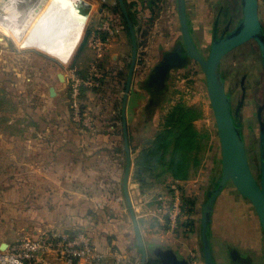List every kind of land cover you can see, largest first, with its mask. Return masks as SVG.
Masks as SVG:
<instances>
[{
    "label": "rangeland",
    "instance_id": "1",
    "mask_svg": "<svg viewBox=\"0 0 264 264\" xmlns=\"http://www.w3.org/2000/svg\"><path fill=\"white\" fill-rule=\"evenodd\" d=\"M15 1L17 9L21 6L29 10L33 6V2L30 3L32 0ZM81 1L88 2L93 9L89 12L82 37L68 57H62L37 46L19 45L0 26V135L3 133L20 134L23 131L21 125L24 121L34 122L35 114L38 116L35 112L34 90H42L45 98L48 99L49 88L65 85L63 98L67 100L65 104L70 111L69 89L72 78L93 77L95 74L94 78L99 86L92 87V91H104L107 88L118 87V135L122 133L120 113L122 105L124 106L123 113L126 110L124 96L134 52L131 31L129 27H126V23H123L124 15L118 0ZM138 1L124 0L129 18L133 23L137 47L135 72L130 82L133 92L132 103L135 104L133 114L135 115H131L127 123L132 126L129 127L131 134L137 135L138 140L134 141L133 137L130 142L134 155L133 160L130 158V169L132 165V185L135 187L132 186L129 195L134 209L137 208L139 199L147 198L148 207L154 211L156 199L162 193L168 179L167 171L163 168L164 161L161 153L164 130L168 128L165 126L180 117L188 116L189 120L197 119L198 112H200L199 107H201L206 111L205 118L209 120L211 131L217 138L218 131L205 75L200 65L193 60L170 73L164 95L152 106L149 105L151 98L145 88L147 77L155 64L161 60L164 52L182 43V33L176 0H154L155 3L149 7L141 6L142 3ZM221 6L224 7L225 18L232 16L234 28L243 17L240 0H187V14L193 39L196 38L201 42L203 45L201 50L206 56L210 52L212 25ZM103 10L107 14L104 17L100 14ZM259 18L264 25V0H259ZM118 22L123 23V29L113 38L127 37L129 44H127L123 57L121 56L123 62L118 64V70H116V67L112 66L109 53L106 54L107 61L104 59L100 65L97 64L96 53L88 44L87 38L95 26L108 23L110 28L118 29ZM106 62H109L111 66L106 65ZM94 65L98 68L96 71L93 69ZM221 73L225 77L226 89L233 101V110H236L242 103L240 121L247 155L252 171L258 175L261 161L260 127L257 116L260 108L263 109L264 120V68L258 44L253 40L249 41L224 56ZM60 75L64 76V82L60 81ZM85 106L92 117L93 128H86L83 131L92 135L102 134L104 129L99 126L97 114L89 109L87 104ZM10 122L12 123L9 124ZM146 123L148 126H144ZM107 131L114 133V129ZM119 144V150H122L124 142H119ZM218 147L220 152L219 140ZM4 177L0 175V183L8 181H4ZM10 178L15 179L16 176ZM210 190L211 186H207V191ZM201 191L199 189V193L191 195L199 207L197 233L193 240L198 251H193V254L189 255L190 260L185 258L192 264H196L193 261L200 264L198 260L199 253H201L200 215L201 206L207 200V193L202 198L203 192ZM213 229L220 237L217 238V245H219V239H223L229 242V246L234 245L251 250L259 251L257 246L260 245L263 248L262 253L264 252L263 231L257 213L253 205L243 198L232 184L227 186L216 202ZM145 243L150 249L151 241L145 238ZM161 245L165 248L170 247L166 243ZM151 259L152 256H149L148 263Z\"/></svg>",
    "mask_w": 264,
    "mask_h": 264
},
{
    "label": "crops",
    "instance_id": "2",
    "mask_svg": "<svg viewBox=\"0 0 264 264\" xmlns=\"http://www.w3.org/2000/svg\"><path fill=\"white\" fill-rule=\"evenodd\" d=\"M82 2L86 1H76L79 6ZM92 9L90 5V12ZM100 14L103 17L107 15L104 10ZM135 40L133 28L132 46ZM127 44V37L123 36L110 41L107 53L116 70L123 62L121 58ZM106 65L111 66L109 62ZM64 87L55 86L54 96H51L49 88L48 99L42 90H34L35 112L38 113L34 122L24 121L20 134L0 135V175L5 176L4 181L8 180L0 183V249L3 245L7 247L52 229L69 233L76 228H85L92 234L107 264H118V259L121 261L119 264H141L123 188L128 166L125 143L128 142L133 160L130 142L133 137L134 141L138 140L137 135L131 134L129 127L132 126L127 123L130 116L135 115L132 88L124 99V113L122 105L120 122L123 131L119 135L118 87L87 92V107L97 114L99 126L104 129L102 134L92 135L72 121L65 104L67 100L63 98ZM199 111L197 119L180 117L165 126L168 128L164 130L161 151L163 168L168 175L162 193L168 184L178 181L185 186L187 196L193 202L195 199L191 195L201 189L203 198L207 186L218 179L221 172L218 138L205 118L206 111L201 107ZM147 123L144 126H148ZM108 129H114V133ZM119 142H124L122 150H119ZM11 176L16 178L11 179ZM132 182L131 165L128 193L135 187ZM193 204L196 216L191 232L184 239H175L167 236L162 223L150 215L152 210L148 207L147 198L139 199L135 212L144 240L148 238L151 241L149 246L166 243L181 258L190 260L189 255L198 251L193 240L197 233L199 207L197 202ZM257 247L263 255V248ZM48 264L60 263L48 261Z\"/></svg>",
    "mask_w": 264,
    "mask_h": 264
},
{
    "label": "water",
    "instance_id": "3",
    "mask_svg": "<svg viewBox=\"0 0 264 264\" xmlns=\"http://www.w3.org/2000/svg\"><path fill=\"white\" fill-rule=\"evenodd\" d=\"M119 1L122 2L123 0ZM68 2H70V6L74 12L81 17L84 24H86L90 12V5L86 2H82L81 6H77L72 0H68ZM240 2L243 17L237 27L229 34L224 32L220 38H218L217 29H215L209 55L205 56L196 46L190 30L187 14V0H176L183 43L177 44L173 51L164 54L160 63L152 70L148 81L149 86L152 88L163 85L172 69L183 66L188 59L193 60L200 65L206 78L207 90L218 131L221 173L218 180L215 182L214 187L207 192L206 202L201 206L200 239L204 264H215V258L212 252L213 244L211 240L213 215L216 202L229 184H232L239 194L253 205L259 218L264 236L263 109H259L257 116L260 127L261 161L260 176H258L251 169L243 136V127L239 120L242 103L236 108V110H233L232 98L227 92L225 77L221 73V63L224 56L252 40L259 46L262 66L264 68V27L259 18V0H240ZM122 10L132 33V22L124 4H122ZM136 58L137 47L136 43H134L129 82L127 83L124 96L125 100L130 93V82L134 73ZM59 79L61 82L65 81V78L62 75L59 76ZM165 90L166 88H164L162 94L165 93ZM54 95L55 89L51 88V96ZM125 150L128 155V166L123 182V188L136 239V245L141 254V264H147L149 256L155 257L160 264H190L189 260L181 258L173 248L157 246L151 251V248L149 249L147 247L127 188L131 164L128 142L125 143ZM6 248V245H3L1 250Z\"/></svg>",
    "mask_w": 264,
    "mask_h": 264
},
{
    "label": "built area",
    "instance_id": "4",
    "mask_svg": "<svg viewBox=\"0 0 264 264\" xmlns=\"http://www.w3.org/2000/svg\"><path fill=\"white\" fill-rule=\"evenodd\" d=\"M122 24L118 22V29L110 28L108 23L92 28L87 40L96 53L98 65L104 60L114 35L121 33ZM93 67L95 71L98 69L95 65ZM95 75L72 78L69 89L70 116L82 130L93 128L85 101L87 92L99 86ZM188 199L185 186L178 181L168 184L165 192L158 195L155 210L150 215L162 223L167 236L184 239L191 232L196 214L192 212ZM48 261L60 264H107L92 234L85 228H76L69 233L52 229L0 249V264H48ZM117 262L121 263L119 259Z\"/></svg>",
    "mask_w": 264,
    "mask_h": 264
},
{
    "label": "bare ground",
    "instance_id": "5",
    "mask_svg": "<svg viewBox=\"0 0 264 264\" xmlns=\"http://www.w3.org/2000/svg\"><path fill=\"white\" fill-rule=\"evenodd\" d=\"M15 3L0 0V26L16 43L45 48L62 57L73 52L85 24L68 0H32L29 10L21 6L17 9Z\"/></svg>",
    "mask_w": 264,
    "mask_h": 264
},
{
    "label": "flooded vegetation",
    "instance_id": "6",
    "mask_svg": "<svg viewBox=\"0 0 264 264\" xmlns=\"http://www.w3.org/2000/svg\"><path fill=\"white\" fill-rule=\"evenodd\" d=\"M138 2H141L142 3L141 6H143V7H149V6H151L153 4L152 2H154V0H141V1L139 0ZM118 4H119L120 9L122 10V4H124V0L122 2H120L118 0ZM124 6H125V4H124ZM122 13H123V10H122ZM123 17H124L123 20L127 23L125 16H123ZM240 20H239V22H240ZM238 23H237V25H238ZM190 24L191 23H189V25ZM233 25H234V20H233L232 16H230L228 18H225L224 7L221 6V10L217 12L215 20H214L213 25H212L211 44H212V41H213L215 29H217V35H218V38H220V37H222L224 32H227V34H229L230 32H232L237 27V25H236L233 28ZM263 27H264V25H263ZM190 30H191V27H190ZM194 41L196 42V46L198 47L199 51L203 55H205L203 53V51L201 50V47H203V45H201V42L198 41L196 38H194ZM211 44H210V47H211ZM176 46H177V44L170 51H173L176 48ZM170 51H168V52H170ZM163 56H164V54H163ZM163 56H162V58H163ZM162 58H161V60H162ZM161 60H159L158 63L155 64V66L152 68V70L160 63ZM188 61H190V59H188L187 62ZM187 62L183 66H185L187 64ZM183 66H181V67H183ZM181 67H176V68L172 69V71L177 69V68H181ZM152 70H151V72L149 73V75L147 77L146 85H145V88H147L146 90L148 91L147 93L149 94V96L151 98V100L149 102L150 106H152L153 103L158 101V99H160L162 97V95H164V94H162V92L164 91V88H167L166 84H167V81L169 79V75L172 72L171 71L169 73V75H168V77L165 80L163 85H159V86H156V87L152 88L148 84V81H149L150 75L152 73ZM239 119H240V116H239ZM210 186H212V184ZM211 235H212L211 240H212V244H213L212 252H213V256L215 258V264H258V263L262 264V261L264 260V254L263 255L260 254L259 251L256 250V249L255 250H251V249H248V248L236 247L234 245L233 246H229V242H227V241H225L223 239H219V245H217V238L219 236L215 234V230L213 229V223H212V233H211ZM200 242H201V239H200ZM150 248H151V251H152L155 247H150ZM251 256H253V257H251ZM152 258L157 260L153 256H152ZM198 258H199L200 263L204 264V256H203V252H202V244H201V253H199ZM202 261H203V263H202ZM190 264H192V263L190 262Z\"/></svg>",
    "mask_w": 264,
    "mask_h": 264
},
{
    "label": "trees",
    "instance_id": "7",
    "mask_svg": "<svg viewBox=\"0 0 264 264\" xmlns=\"http://www.w3.org/2000/svg\"><path fill=\"white\" fill-rule=\"evenodd\" d=\"M75 3H76V2H75ZM76 5L79 6L77 3H76ZM126 27H128L127 24H126ZM222 75H223V74H222ZM223 76H224V75H223ZM239 120H240V119H239ZM240 122H241V121H240ZM258 175L260 176V172H259ZM218 178H219V177H218ZM217 180H218V179H216L215 181H213L212 186H211V189L214 187V184H215V182H216ZM193 203H194L193 201H191L190 199H188V204L190 205L192 212H193L194 214H196V209H195ZM211 237H212V235H211ZM148 264H160V262H159L158 260H155V259L152 258V259L149 261Z\"/></svg>",
    "mask_w": 264,
    "mask_h": 264
}]
</instances>
